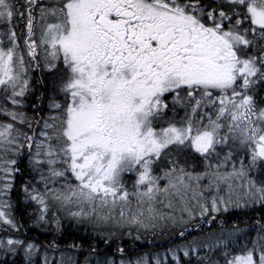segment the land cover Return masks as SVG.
Masks as SVG:
<instances>
[{"label":"snow or ice","instance_id":"6c2138e0","mask_svg":"<svg viewBox=\"0 0 264 264\" xmlns=\"http://www.w3.org/2000/svg\"><path fill=\"white\" fill-rule=\"evenodd\" d=\"M0 264H264V0H0Z\"/></svg>","mask_w":264,"mask_h":264},{"label":"trees","instance_id":"16d2710c","mask_svg":"<svg viewBox=\"0 0 264 264\" xmlns=\"http://www.w3.org/2000/svg\"><path fill=\"white\" fill-rule=\"evenodd\" d=\"M42 239L44 238V237H41ZM49 239H51V237H49ZM146 249H148V248H144L143 250H146Z\"/></svg>","mask_w":264,"mask_h":264},{"label":"rangeland","instance_id":"374dc122","mask_svg":"<svg viewBox=\"0 0 264 264\" xmlns=\"http://www.w3.org/2000/svg\"><path fill=\"white\" fill-rule=\"evenodd\" d=\"M150 249H146V250H143V251H145V252H147V251H149ZM162 251V250H161Z\"/></svg>","mask_w":264,"mask_h":264}]
</instances>
